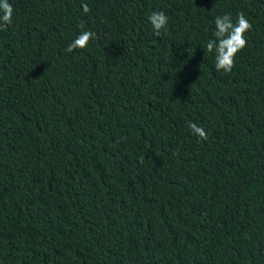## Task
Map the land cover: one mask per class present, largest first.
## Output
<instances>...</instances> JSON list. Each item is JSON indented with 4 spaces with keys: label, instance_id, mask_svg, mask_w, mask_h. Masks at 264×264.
<instances>
[{
    "label": "trees",
    "instance_id": "1",
    "mask_svg": "<svg viewBox=\"0 0 264 264\" xmlns=\"http://www.w3.org/2000/svg\"><path fill=\"white\" fill-rule=\"evenodd\" d=\"M9 2L0 264H264V0ZM240 12L226 74L206 43Z\"/></svg>",
    "mask_w": 264,
    "mask_h": 264
},
{
    "label": "clouds",
    "instance_id": "2",
    "mask_svg": "<svg viewBox=\"0 0 264 264\" xmlns=\"http://www.w3.org/2000/svg\"><path fill=\"white\" fill-rule=\"evenodd\" d=\"M85 13L90 9L87 5H82ZM14 9L9 0H0V30L13 22ZM153 33L161 36L162 32L167 33L169 17L163 11H153L147 17ZM215 32L214 39H209L206 43V50L209 53H215V68L223 73H231L235 67L236 56L247 47V39L245 33L252 30V24L246 18L243 12L237 14L236 22L230 14L217 15L214 19ZM84 28V25H79ZM96 36V33L90 30L81 31L75 39L67 46L65 51L73 53L77 49H85L90 41ZM192 130L201 141L208 139L207 132L196 124H189Z\"/></svg>",
    "mask_w": 264,
    "mask_h": 264
}]
</instances>
